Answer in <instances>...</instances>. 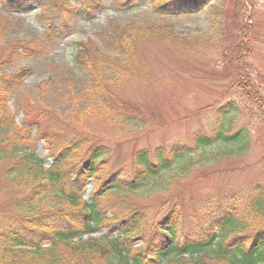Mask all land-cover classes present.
<instances>
[{"label":"trees","instance_id":"obj_1","mask_svg":"<svg viewBox=\"0 0 264 264\" xmlns=\"http://www.w3.org/2000/svg\"><path fill=\"white\" fill-rule=\"evenodd\" d=\"M31 1L40 0H0L7 10L17 5L23 11ZM189 1L194 4L182 12L200 10L207 2ZM70 2L51 1L57 18L43 23L44 42L36 51L69 34L79 13L93 18L99 8L92 0H84L80 8ZM151 2L158 10L177 6L173 0ZM113 23V32L107 33L106 45L113 51L109 57L92 40L80 43L75 62L87 81L79 95L70 94L75 102L70 115L54 122L52 110L43 109V119L50 117L55 129L64 123L66 131L61 127L52 134L50 127L18 124L9 97L21 88L29 69L0 75V198L4 200L0 214H11L10 225L16 226L0 230V264H264V185H255L250 193L238 188L201 189L187 199L191 183L204 176L199 171L233 156V151L220 150L230 148L236 138H248L245 128L234 133L232 121L223 120L234 102L221 109L211 136L196 131L189 145L136 148L133 169L120 167L108 173L113 164L111 146L143 136L148 125L143 115L119 103L114 90L138 81L137 73L149 74L142 40L172 36L158 25ZM249 39L250 29L240 27L238 62L251 51ZM3 68L1 63V72ZM236 83L244 96L264 105L247 79ZM90 127L106 128L110 138H99ZM41 140L51 159L48 165L37 152ZM90 181L93 189L86 200ZM20 224L35 236L24 235Z\"/></svg>","mask_w":264,"mask_h":264},{"label":"rangeland","instance_id":"obj_2","mask_svg":"<svg viewBox=\"0 0 264 264\" xmlns=\"http://www.w3.org/2000/svg\"><path fill=\"white\" fill-rule=\"evenodd\" d=\"M51 1H31L24 11L17 5L7 10L0 2V64L4 67L0 75L12 74L21 67L29 69L21 88L9 97L18 124L28 121L35 129L38 125L42 130L50 127L52 134L61 127L68 130L64 123L55 129L50 117L43 119V109L52 110L53 121L57 122L74 108L70 94L79 95L87 81L75 62L80 43L92 40L109 57L113 51L106 44L107 33L113 32L111 22L113 26L134 22L142 28L158 25L168 28L172 36L141 41L147 77L137 73L138 81L125 82L114 90L119 103L125 102L130 110L147 119L146 134L122 146H111L113 164L108 173L120 167L133 169L131 162L136 148L189 145L196 131L211 136L214 124L221 119V109L234 102L235 109L224 112L223 120L232 121L234 133L245 128L248 138L238 137L230 148L220 150L235 153L199 171V176H204L191 183L187 199L201 189L238 188L250 193L255 185H264V105L244 96L236 83L240 78L247 79L264 99V0L243 4L236 0H207L202 9L189 13L182 12L186 11L185 6L194 4L189 0H173L176 7L165 6L160 10L153 7L151 0H92L99 5L93 18L79 13L69 34L60 36L53 44H42L41 50L36 51L44 42L43 23L57 18L53 14L56 6ZM83 4L84 0L70 2L71 7L80 8ZM40 15L45 16L39 18ZM240 27L250 29L247 41L251 43V51L238 62L235 47L240 42ZM46 82L49 85L40 89L39 85ZM224 128L223 125L221 129ZM90 130L101 139L110 138L106 128L90 127ZM37 152L47 165L51 163L45 141L38 143ZM92 189L90 181L85 199ZM3 201L0 198V204ZM9 217L11 214H0L2 231L15 226L9 225ZM18 227L23 234L35 236L25 225Z\"/></svg>","mask_w":264,"mask_h":264}]
</instances>
